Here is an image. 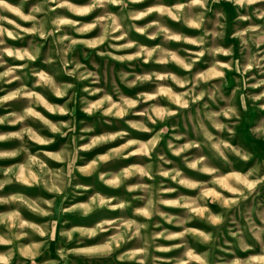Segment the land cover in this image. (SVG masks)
<instances>
[{
	"label": "rangeland",
	"instance_id": "1",
	"mask_svg": "<svg viewBox=\"0 0 264 264\" xmlns=\"http://www.w3.org/2000/svg\"><path fill=\"white\" fill-rule=\"evenodd\" d=\"M5 2L0 264H264V0Z\"/></svg>",
	"mask_w": 264,
	"mask_h": 264
},
{
	"label": "clouds",
	"instance_id": "2",
	"mask_svg": "<svg viewBox=\"0 0 264 264\" xmlns=\"http://www.w3.org/2000/svg\"><path fill=\"white\" fill-rule=\"evenodd\" d=\"M111 2L119 3V2H121V0H111ZM202 2H203V0H193V3L202 4ZM236 2L243 6L244 4L251 5V4L257 3L258 0H236ZM0 7L10 10L13 13H15L16 15L23 16V14L20 12V10L18 8L12 7L11 5L7 4L5 2V0H0ZM153 10L164 11L163 9H149L148 11L151 12ZM142 15H147V13H143ZM23 18L27 19V17H23ZM3 19H6V18L3 16H0V20H3ZM9 23H12V21H9ZM149 26H151V25H149ZM0 31H6V29H0ZM176 39H179V37H176ZM0 139H4V137H0ZM0 155H6V154L0 153ZM2 186L3 185L0 184V187H2ZM249 187H252V185H249ZM101 203H103V202H101ZM237 264H238V262H237Z\"/></svg>",
	"mask_w": 264,
	"mask_h": 264
}]
</instances>
